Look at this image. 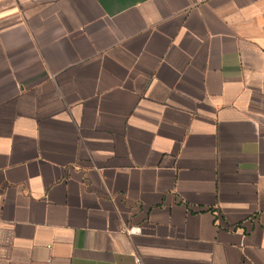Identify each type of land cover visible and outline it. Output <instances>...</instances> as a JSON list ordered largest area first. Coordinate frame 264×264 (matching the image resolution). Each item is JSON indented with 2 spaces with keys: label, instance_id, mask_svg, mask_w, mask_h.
Here are the masks:
<instances>
[{
  "label": "crops",
  "instance_id": "1",
  "mask_svg": "<svg viewBox=\"0 0 264 264\" xmlns=\"http://www.w3.org/2000/svg\"><path fill=\"white\" fill-rule=\"evenodd\" d=\"M0 264H264V0H0Z\"/></svg>",
  "mask_w": 264,
  "mask_h": 264
}]
</instances>
